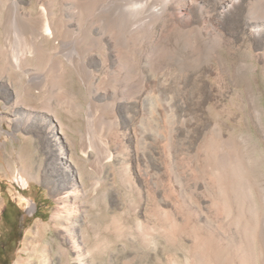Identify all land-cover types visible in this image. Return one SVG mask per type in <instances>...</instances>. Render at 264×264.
<instances>
[{
    "label": "rangeland",
    "instance_id": "rangeland-1",
    "mask_svg": "<svg viewBox=\"0 0 264 264\" xmlns=\"http://www.w3.org/2000/svg\"><path fill=\"white\" fill-rule=\"evenodd\" d=\"M16 1L17 12L28 15L53 0ZM13 11L12 0H0L1 20ZM234 18L226 24L231 42L225 66L209 60L207 48L177 45L175 50L172 45L165 49L177 61L142 81L148 102L154 106L151 110L143 108L139 92L126 87L136 80L134 72L120 75L112 84L98 73L101 80L94 93L60 56L49 54L42 62L26 61V68L42 74L41 85L50 94L25 101L34 106L37 123L16 129L10 112H5L10 110L2 106L5 96L14 93L1 74L0 225L5 203L7 213L20 212L18 240L5 264H37V245L56 237L58 229L49 217L58 204L70 209L73 219L89 220L95 227V238L91 230L88 237L91 242L96 239L100 249L92 262L86 257L84 264H197L198 257L190 250L196 234L208 230L222 242L224 182L213 173L215 167L224 175L245 173L258 158L259 171L264 169V35L238 34L232 26ZM2 28L0 24V48L4 45ZM132 49H128L129 59L135 58L131 52L139 50L153 60L142 45ZM105 57L98 60L106 61ZM104 61L102 69L109 62ZM53 63L63 70L62 79L55 75ZM45 103L61 117L59 124L38 112ZM83 136L94 143L86 148L85 156L79 146ZM210 141H215L211 153ZM59 146L85 167L87 177L98 181L96 188H86L88 200L82 206L78 187L58 189L61 185L52 174L56 157L66 160L59 157ZM95 146L105 148L104 155ZM15 174L28 182L16 197L11 184ZM20 196L34 204L33 212L27 210L25 201L20 202ZM41 224L47 229L37 240ZM59 235L63 238L62 231ZM52 258L57 261L55 254Z\"/></svg>",
    "mask_w": 264,
    "mask_h": 264
},
{
    "label": "bare ground",
    "instance_id": "bare-ground-1",
    "mask_svg": "<svg viewBox=\"0 0 264 264\" xmlns=\"http://www.w3.org/2000/svg\"><path fill=\"white\" fill-rule=\"evenodd\" d=\"M12 2L16 11L8 18H0L4 37V45L0 48V76L5 74L14 93L13 97L5 96L2 106L10 110L5 112H10L16 129H27L36 122L32 112L34 106L25 101L32 102L47 97L49 93L41 85L42 74L40 76L25 67L30 58L42 62L49 54L51 57L60 56L94 93L101 80L97 78L98 73L103 75L106 83L112 84L120 75L134 72L136 80H130L126 87L139 92L143 108L151 110L154 106L148 102L149 95L144 91L142 81L146 76H155L165 64L177 61L178 58L166 52L168 46L173 45L175 50L177 45L210 49L208 59L220 67L226 64L224 57L231 42L227 37L229 29L226 24L232 16H239L233 19L232 25L238 34L248 32L255 38L264 35V0H53L48 7L42 5L28 15H20L17 1ZM8 41H11L9 45ZM137 44L147 48L153 60L148 57L150 54L145 55L139 50L131 52L135 58L129 59L128 49H135ZM107 53H110V59H107L108 55L105 57ZM99 56L109 60L105 70L102 69L104 60L99 61ZM53 70L58 79L63 78V70L55 63ZM38 112H44V116L49 115L51 120L60 123L61 117L49 104H43ZM91 141L85 138L79 142L84 156L86 148H92L94 144ZM215 141H210V153ZM95 148L101 155L106 152L100 146ZM58 150L59 157L66 159L60 161L56 157L51 165L55 181L61 185L58 189L67 188L68 191V188L78 187V201L82 206L88 200L86 188H96L98 181L87 177L85 167L75 157L63 153L61 146ZM257 160L253 161L254 168L251 166L252 169L245 173L243 170L244 174L232 171L224 175L220 167L213 170L224 182L225 235L222 242L208 230L194 236L190 250L197 255V264H264V169L261 167L259 171L257 163L260 161ZM74 178H79V181L76 179L75 182ZM20 179L23 184L28 183L24 177ZM19 200L27 203L30 213L34 211V204L26 197L20 196ZM81 211L88 215L87 209ZM71 214L70 209H64L63 205L54 206L49 218L53 227L58 229L56 237L37 245L34 251L37 264H84L86 257L93 261L100 248L96 239L91 242L88 231L91 230L95 238V227L89 220L73 219ZM37 227L38 240L47 226L41 224ZM61 231L63 238L59 235ZM52 254L56 255L57 261H53Z\"/></svg>",
    "mask_w": 264,
    "mask_h": 264
},
{
    "label": "flooded vegetation",
    "instance_id": "flooded-vegetation-1",
    "mask_svg": "<svg viewBox=\"0 0 264 264\" xmlns=\"http://www.w3.org/2000/svg\"><path fill=\"white\" fill-rule=\"evenodd\" d=\"M0 225V264H5L6 257L10 254L18 240L20 219L10 214L1 217Z\"/></svg>",
    "mask_w": 264,
    "mask_h": 264
},
{
    "label": "built area",
    "instance_id": "built-area-1",
    "mask_svg": "<svg viewBox=\"0 0 264 264\" xmlns=\"http://www.w3.org/2000/svg\"><path fill=\"white\" fill-rule=\"evenodd\" d=\"M19 175L20 174H15L13 181L11 182L12 188L14 189V192H15V193H13L15 195V197L17 196V194H20V191H22L24 188L27 187V185L23 186V183L21 182V180L18 177Z\"/></svg>",
    "mask_w": 264,
    "mask_h": 264
},
{
    "label": "trees",
    "instance_id": "trees-1",
    "mask_svg": "<svg viewBox=\"0 0 264 264\" xmlns=\"http://www.w3.org/2000/svg\"><path fill=\"white\" fill-rule=\"evenodd\" d=\"M5 210H6V207L2 210L1 217H4ZM19 216H20V212H15V217L19 218Z\"/></svg>",
    "mask_w": 264,
    "mask_h": 264
},
{
    "label": "crops",
    "instance_id": "crops-1",
    "mask_svg": "<svg viewBox=\"0 0 264 264\" xmlns=\"http://www.w3.org/2000/svg\"><path fill=\"white\" fill-rule=\"evenodd\" d=\"M7 204H8V202L4 204L3 209H4L5 207L7 208ZM3 209H2V210H3ZM8 214H10V216L14 214V216H15V212L12 211V212H10V213H7V211L5 210L4 217H5L6 215H8Z\"/></svg>",
    "mask_w": 264,
    "mask_h": 264
}]
</instances>
